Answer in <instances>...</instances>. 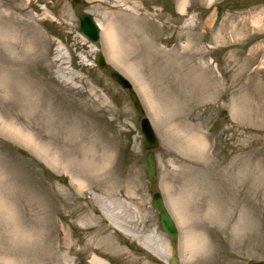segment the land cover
Returning <instances> with one entry per match:
<instances>
[{
    "label": "rangeland",
    "instance_id": "rangeland-1",
    "mask_svg": "<svg viewBox=\"0 0 264 264\" xmlns=\"http://www.w3.org/2000/svg\"><path fill=\"white\" fill-rule=\"evenodd\" d=\"M83 14L102 27L98 49ZM114 72L159 139L155 184L144 117ZM0 119L37 143L0 120V264H164L111 227L97 199L141 208L134 227L168 240L169 264L264 262V0H0ZM155 192L190 206L191 255L179 227L173 247L160 226Z\"/></svg>",
    "mask_w": 264,
    "mask_h": 264
},
{
    "label": "bare ground",
    "instance_id": "bare-ground-1",
    "mask_svg": "<svg viewBox=\"0 0 264 264\" xmlns=\"http://www.w3.org/2000/svg\"><path fill=\"white\" fill-rule=\"evenodd\" d=\"M97 24V23H96ZM99 24V23H98ZM97 24V25H98ZM91 25V23H90ZM89 28V25H87ZM99 31L100 28L102 29L101 25L99 24ZM80 32H81V22H80ZM82 34V33H81ZM83 35V34H82ZM100 35V34H99ZM84 36V35H83ZM90 44L95 46L97 49L100 47L96 46L93 44L88 37L84 36ZM107 44H108V49L110 50L112 57L114 59L118 58V46L117 43L113 37V35L107 31ZM61 51H56L57 58L54 61V65L58 67V72L59 73H64L66 68L63 66L68 64L65 62L66 57L63 56ZM100 53V52H99ZM98 54V53H97ZM80 57V63H83V57L80 55H77V58L79 59ZM97 57V56H96ZM65 74V73H64ZM142 104V103H141ZM144 119V118H143ZM142 119V120H143ZM2 121V119H0ZM141 120V123H142ZM149 120V119H148ZM3 125H5L7 128L10 130H13L14 132L17 133V135L24 136L25 142L29 145H36L35 139L29 135L23 128L20 126H17L16 123L14 122H5L2 121ZM150 122V120H149ZM145 148V147H144ZM104 169V168H103ZM78 184H82V182L78 179L75 180ZM82 186V185H81ZM110 190V189H109ZM114 193V192H109ZM108 192L104 193V195H109ZM117 194V193H116ZM120 195V194H117ZM124 196V195H121ZM126 200L130 201L131 197L126 196ZM131 204H118L114 205L111 202L104 201L103 199H97V207H99L102 217L106 219L111 227L117 229L120 231L122 234L125 236L129 237L133 241L137 242L142 248H144L146 251H148L152 256L156 257L160 261H162L164 264H169L171 260V256L174 253L173 250L171 249V246L166 238L158 239L154 237L152 234L151 235H144L142 234L141 231H138L135 229L134 225L143 224V218L142 215V209L139 207H131ZM173 218L175 219V223L177 224V227H179L183 231V235L181 237V252L183 257L186 255H191L193 253V250H196L197 248V238L195 237V233H193V225L195 224L193 221L192 215H190V206L185 203L184 201H179V203L175 204L173 199H170V204L166 203L165 204ZM126 210L129 212L132 211L133 215L131 217L126 215ZM80 213H84V209H79ZM85 216H88L85 214ZM142 218V219H141ZM94 221V220H93ZM97 228L100 226H96ZM67 250L68 253H71L74 251V244H72L71 241L68 242L67 244ZM92 264H110V263H105L103 261H100L98 259H95Z\"/></svg>",
    "mask_w": 264,
    "mask_h": 264
},
{
    "label": "water",
    "instance_id": "water-1",
    "mask_svg": "<svg viewBox=\"0 0 264 264\" xmlns=\"http://www.w3.org/2000/svg\"><path fill=\"white\" fill-rule=\"evenodd\" d=\"M75 3L79 2V0H73ZM81 21V33L88 37V39L99 46V26L96 24L94 18L91 15L83 14L80 18ZM91 23V25H90ZM89 25V28L88 26ZM97 64L99 67H104L105 65V58L102 53L97 54ZM112 79L118 83L124 89L131 90V99L134 102L135 108L137 111L144 117L145 111L142 107L141 101L138 98L135 91H133L132 84L119 72H114L111 75ZM142 134L144 138V147L148 151L146 154V172L148 174L149 180L152 184H155L158 180V168H157V161L155 156V150L159 147V139L155 134V131L147 118L144 117L142 120ZM20 153L23 155L26 154L24 150L18 149ZM65 182V179H63ZM152 202L154 207L158 212L159 223L162 227L163 231L171 238V243L173 247H176L179 240V230L177 224L175 223L174 218L172 217L171 213L167 209L163 196L160 192H155L152 196ZM175 254V251H174ZM177 259L173 258L172 263L176 264ZM253 264H264V262H255Z\"/></svg>",
    "mask_w": 264,
    "mask_h": 264
}]
</instances>
